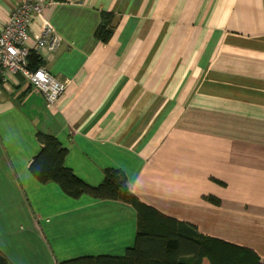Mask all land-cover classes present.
<instances>
[{"label":"crops","instance_id":"obj_1","mask_svg":"<svg viewBox=\"0 0 264 264\" xmlns=\"http://www.w3.org/2000/svg\"><path fill=\"white\" fill-rule=\"evenodd\" d=\"M19 1L0 0V29ZM102 12L107 42L95 38ZM45 20L61 45L37 55L66 88L48 109L20 75L0 81V254L59 264L134 243L130 205L32 176L43 132L86 185L122 171L141 203L263 260L264 0H57L32 37Z\"/></svg>","mask_w":264,"mask_h":264},{"label":"trees","instance_id":"obj_2","mask_svg":"<svg viewBox=\"0 0 264 264\" xmlns=\"http://www.w3.org/2000/svg\"><path fill=\"white\" fill-rule=\"evenodd\" d=\"M112 14L102 12L95 38L107 42L113 26ZM30 69L42 67L36 53L28 59ZM40 151L32 159L30 173L40 183H56L63 193L77 198L84 194L93 199L119 201L136 212L134 243L123 256H84L59 264H264L249 248L198 234L193 225L170 218L153 207L141 203L126 186V176L116 169L104 170V179L97 187L86 185L64 165L66 149L52 135L37 132ZM205 199L214 205L219 200ZM0 264H10L0 254Z\"/></svg>","mask_w":264,"mask_h":264},{"label":"built area","instance_id":"obj_3","mask_svg":"<svg viewBox=\"0 0 264 264\" xmlns=\"http://www.w3.org/2000/svg\"><path fill=\"white\" fill-rule=\"evenodd\" d=\"M56 3L57 0H20L0 29V81L5 73L20 75L42 95L48 109L54 108L63 96L66 84L44 67L30 69L28 59L31 53L41 50L57 51L61 39L46 20L36 37L30 35L29 25Z\"/></svg>","mask_w":264,"mask_h":264}]
</instances>
